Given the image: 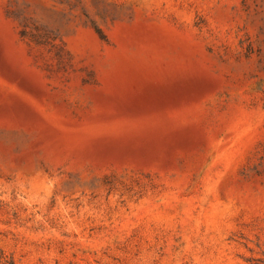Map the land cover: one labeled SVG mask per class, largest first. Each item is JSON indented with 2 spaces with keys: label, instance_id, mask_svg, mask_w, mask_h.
<instances>
[{
  "label": "rangeland",
  "instance_id": "rangeland-1",
  "mask_svg": "<svg viewBox=\"0 0 264 264\" xmlns=\"http://www.w3.org/2000/svg\"><path fill=\"white\" fill-rule=\"evenodd\" d=\"M0 264H264V0H0Z\"/></svg>",
  "mask_w": 264,
  "mask_h": 264
}]
</instances>
